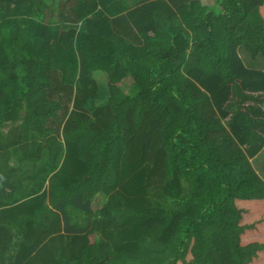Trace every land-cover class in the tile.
Instances as JSON below:
<instances>
[{
    "label": "trees",
    "instance_id": "1",
    "mask_svg": "<svg viewBox=\"0 0 264 264\" xmlns=\"http://www.w3.org/2000/svg\"><path fill=\"white\" fill-rule=\"evenodd\" d=\"M51 1L0 0V264H264V0Z\"/></svg>",
    "mask_w": 264,
    "mask_h": 264
},
{
    "label": "rangeland",
    "instance_id": "2",
    "mask_svg": "<svg viewBox=\"0 0 264 264\" xmlns=\"http://www.w3.org/2000/svg\"><path fill=\"white\" fill-rule=\"evenodd\" d=\"M56 1L57 0L50 2V5H51V7H50V10H51L50 21L51 22H55V20H56V13H57V7L55 5ZM200 1L202 3L210 5V6L214 5V2H215V0H200ZM254 23L258 24V23H260V20H259V22H258V20H255ZM241 55H242V57H244V61L246 60L245 63H247V65L250 64V65H252L251 67L257 66L259 68L264 69V59L263 58H258L257 62H253L246 52L241 51ZM95 78H96L97 83L99 85V97L97 99V103L100 104V103L104 102V100L107 96V88H106L107 76L103 72H98V73H95ZM130 85H131V83L128 79H126V81H124V83H123V86L126 90L129 88ZM253 163H254V166L256 167V169L262 175H264V148L258 154V156L253 160Z\"/></svg>",
    "mask_w": 264,
    "mask_h": 264
},
{
    "label": "crops",
    "instance_id": "3",
    "mask_svg": "<svg viewBox=\"0 0 264 264\" xmlns=\"http://www.w3.org/2000/svg\"><path fill=\"white\" fill-rule=\"evenodd\" d=\"M130 1H131V0H130ZM249 66H252V65L249 64ZM256 67H257V66H256Z\"/></svg>",
    "mask_w": 264,
    "mask_h": 264
}]
</instances>
